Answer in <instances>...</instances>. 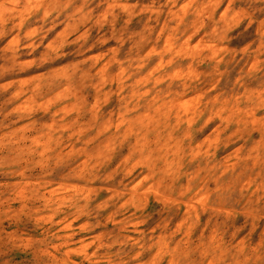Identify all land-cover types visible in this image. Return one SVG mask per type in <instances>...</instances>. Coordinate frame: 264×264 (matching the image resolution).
Instances as JSON below:
<instances>
[{"label":"rangeland","instance_id":"rangeland-1","mask_svg":"<svg viewBox=\"0 0 264 264\" xmlns=\"http://www.w3.org/2000/svg\"><path fill=\"white\" fill-rule=\"evenodd\" d=\"M0 264H264V0H0Z\"/></svg>","mask_w":264,"mask_h":264}]
</instances>
